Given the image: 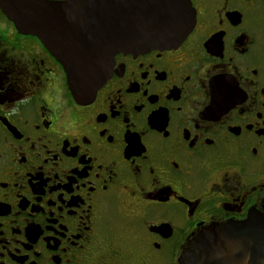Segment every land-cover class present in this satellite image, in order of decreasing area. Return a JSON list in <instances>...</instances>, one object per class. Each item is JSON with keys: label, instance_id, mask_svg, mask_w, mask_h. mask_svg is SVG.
I'll use <instances>...</instances> for the list:
<instances>
[{"label": "flooded vegetation", "instance_id": "flooded-vegetation-1", "mask_svg": "<svg viewBox=\"0 0 264 264\" xmlns=\"http://www.w3.org/2000/svg\"><path fill=\"white\" fill-rule=\"evenodd\" d=\"M177 46L119 53L89 99L0 10V264H180L264 214V0H191Z\"/></svg>", "mask_w": 264, "mask_h": 264}, {"label": "water", "instance_id": "water-1", "mask_svg": "<svg viewBox=\"0 0 264 264\" xmlns=\"http://www.w3.org/2000/svg\"><path fill=\"white\" fill-rule=\"evenodd\" d=\"M0 10L57 56L79 100L96 94L117 54L175 47L196 22L191 0H0ZM179 263L264 264V214L203 229Z\"/></svg>", "mask_w": 264, "mask_h": 264}]
</instances>
